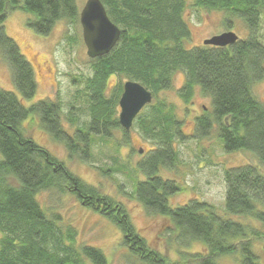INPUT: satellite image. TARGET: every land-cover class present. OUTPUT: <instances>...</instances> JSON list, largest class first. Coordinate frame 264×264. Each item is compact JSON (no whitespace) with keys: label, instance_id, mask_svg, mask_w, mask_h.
I'll list each match as a JSON object with an SVG mask.
<instances>
[{"label":"trees","instance_id":"1","mask_svg":"<svg viewBox=\"0 0 264 264\" xmlns=\"http://www.w3.org/2000/svg\"><path fill=\"white\" fill-rule=\"evenodd\" d=\"M101 1L122 34L109 54L91 60L86 127L78 126L71 117L69 122L75 128L70 134L62 121L60 101L47 98L26 107L14 92L0 87V264H108L100 248L80 243L75 227H63L60 215L50 216L42 208L37 195L52 189L71 192L80 205L114 223L124 246L144 262L176 264L148 246L123 203L83 181L23 131V122L38 115L42 128L64 144L71 159L88 163L94 136L111 138L115 131H122L124 143H128V132L119 121L123 84L119 82L111 95L107 92L108 79L114 75L141 83L156 98L134 123L154 148L138 164L145 180L130 195L148 214L171 220L177 243L187 246L200 240L206 244L207 253L186 254L189 262L220 264V257L240 252L239 264H260L253 244L264 239V176L252 165L230 168L224 176L226 211L250 217L261 228L226 219L214 205L198 199L172 207L169 198L180 191V185L159 173L161 168L176 166L174 144L186 135L174 107L157 98L173 88L175 73L183 72L182 100L190 102L199 87L211 99L213 109L196 118L194 137H208L216 125L226 152H253L264 164V99L252 92L253 85L264 79L260 35L264 0H191L197 7L243 18L249 32L247 38L227 47L193 48L185 46L192 35L185 18L189 0ZM16 10L34 16L28 26L40 35H49L60 21L78 22L80 10L77 0H0V56L11 70L15 88L29 100L38 90L35 71L5 28ZM232 238L240 241L231 242Z\"/></svg>","mask_w":264,"mask_h":264},{"label":"rangeland","instance_id":"2","mask_svg":"<svg viewBox=\"0 0 264 264\" xmlns=\"http://www.w3.org/2000/svg\"><path fill=\"white\" fill-rule=\"evenodd\" d=\"M86 2L87 0H77L80 12ZM33 17L30 13L16 10L9 15L5 28L8 36L17 42L22 54L34 68L37 93L29 100L21 97L13 84L11 70L1 56L0 87L14 92L26 107L47 98L60 101L63 124L66 131L72 134L75 127L69 122L71 117L77 120L78 126L83 127L90 120L87 80L93 74L92 59L87 54L82 25L80 20L74 23L60 21L49 35H40L28 26V20ZM185 18L192 33L190 39L185 40L187 48L204 45V40L228 31L236 33L239 39L249 35L243 18L231 16L226 11H209L197 7L191 0L188 1ZM260 33L264 43V18ZM126 81L127 79L115 75L110 77L107 92L111 95L120 83L124 84ZM185 81L183 72L175 73L173 88L162 91L157 98V101L164 100L174 107L177 117L183 121L182 129L186 135L183 140L174 144L178 153L176 166L172 169L161 168L159 173L163 178L180 185V191L170 196V205L177 207L198 199L214 205L226 219L261 228L250 217L226 211L227 188L224 176L228 169L245 165L256 167L264 176V164L253 152H226L216 125L208 137H194L196 118L213 109L211 99L204 96L199 87H196L190 102L183 101L179 90ZM252 92L257 99H264V79L253 85ZM154 101L156 102V98ZM22 126L27 136L63 161L72 173L123 203L133 225L150 248L166 256L170 263L199 264L189 262L186 254H205L206 244L200 240H194L187 246L177 243L171 220L163 215L148 214L144 206L130 195L137 183L145 180L138 164L154 148L134 124L128 132V143H124L122 131H115L111 138L94 136L89 163L71 159L64 144L56 141L42 128L38 115L30 116ZM37 199L48 215H60L63 227L71 225L77 229L80 243L100 248L106 255L108 264H148L139 256L131 254L124 246L122 233L114 223L80 205L71 192L63 193L58 189L42 191ZM1 235L0 232V238ZM230 241L239 242L240 238H232ZM253 251L260 264H264V239L254 241ZM240 260V252L218 259L220 264H239ZM85 264L92 263L86 261Z\"/></svg>","mask_w":264,"mask_h":264},{"label":"water","instance_id":"3","mask_svg":"<svg viewBox=\"0 0 264 264\" xmlns=\"http://www.w3.org/2000/svg\"><path fill=\"white\" fill-rule=\"evenodd\" d=\"M83 40L91 59L109 54L121 38L122 31L109 17L101 0H87L80 12ZM239 40L233 31L215 35L204 40V45L227 47ZM153 92L141 83L127 80L119 99V121L129 132L143 109L153 102Z\"/></svg>","mask_w":264,"mask_h":264}]
</instances>
